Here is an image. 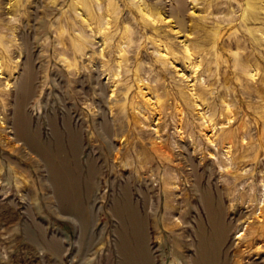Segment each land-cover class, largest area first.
<instances>
[{"label": "rangeland", "instance_id": "rangeland-1", "mask_svg": "<svg viewBox=\"0 0 264 264\" xmlns=\"http://www.w3.org/2000/svg\"><path fill=\"white\" fill-rule=\"evenodd\" d=\"M0 56V264H264V0H0Z\"/></svg>", "mask_w": 264, "mask_h": 264}, {"label": "bare ground", "instance_id": "bare-ground-1", "mask_svg": "<svg viewBox=\"0 0 264 264\" xmlns=\"http://www.w3.org/2000/svg\"><path fill=\"white\" fill-rule=\"evenodd\" d=\"M176 1L181 4V1L182 0H176ZM1 62H2V58L0 56V75H3L4 73L1 70ZM29 65H30L29 62H26L25 63V65H24V73H22L21 76H20V78H19L20 79L19 80L20 82H19V85H18L19 87L18 88H19V91L22 93L23 96L25 94L29 93V84H30V80H31V77H32V74H31L32 73V70H31V67ZM240 70H242V69H240ZM256 72H257V68H254V73L252 72L250 74V77L252 79L254 78V76H256L255 75ZM9 77H10L9 75H5V78H6V86H8L9 84H11V81L13 82V78L10 79ZM254 80H256V79H254ZM63 123H64L63 124V127H64V129H65V131L67 133V136H68L67 139H68V142H69V144L71 146L72 153L73 154L75 153V155H76V151L79 148V146H78V132L71 128L69 119L67 117L64 118ZM49 127H50V130H51V139H49V142L41 141L39 139V136H40L39 131L36 130V129H35V131L33 133H29V131L27 132V127L26 128L25 127L23 128L22 133H21V135H22L21 138H24V143L26 142V144L28 145V147H33V149L32 148H30V149L34 150L36 152V154L38 155V158L40 159V161L42 160L43 164L48 167V172H49V177H50L49 180L51 182H53L54 173H53V168H52V161H53V158L56 157V156L53 157V154H51L47 150H45L46 149L45 147L47 145L50 146L51 144H54V145H56V147L59 148V145H60V133L57 131V128H56V125H55V122H54L53 119H49ZM75 155H74V160H75ZM129 156H130V153L127 150V147H126L125 150L122 153H120V156H119L121 158L120 160L122 161V164H123V165L120 166V164H121L120 163L119 164L120 167H124L126 165H129V167H130V165L134 163L135 165H138L139 166V171H146L147 166H148L147 163L149 161L146 156L139 157V156H141V154H139V156L137 157V155H134L135 156L134 157V162H132L131 160L128 159ZM43 164H42V166H44ZM131 168L134 170V168L132 167V165H131ZM136 171L138 172V170H135V173H137ZM98 172H99V170L94 165V162L90 161V162L87 163V175H86V178H85L86 195L87 194L89 195V193H91V190L94 188V186H95V176H96V174ZM118 172H119V170H118ZM132 173L135 174L133 171H132ZM60 174H64V172H62ZM62 176L63 175H61V177ZM130 177H131V175H130ZM127 179L129 180L130 178H127ZM134 182L135 181L133 180V184H134ZM52 184H53L54 190H56L58 192V194H56V197L57 198H60V200L62 201V209H63V211L65 213H67V214H69L71 216L72 213H75V212H77V211H79L81 209L80 204H78L77 201L73 199V197L77 196L76 193H75V188L76 187L73 184H69L68 186H65V185L62 186V185H58V184H54V183H52ZM130 184H132V183H130ZM128 185L124 186L123 187V190L121 189L123 191L122 198L121 199L116 198L115 199V204L118 205L119 202H122L123 205H125V206L132 205V202H133L132 201V196H131V193L132 192L130 193L129 190H127V186ZM113 196H115V195H113ZM117 210H118V207H117ZM72 218L76 222L79 221L80 224L81 223H84V220L81 219V218H77V217H75V218L72 217Z\"/></svg>", "mask_w": 264, "mask_h": 264}]
</instances>
